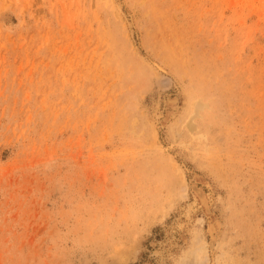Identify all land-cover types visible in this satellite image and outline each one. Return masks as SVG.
<instances>
[{
    "label": "rangeland",
    "instance_id": "rangeland-1",
    "mask_svg": "<svg viewBox=\"0 0 264 264\" xmlns=\"http://www.w3.org/2000/svg\"><path fill=\"white\" fill-rule=\"evenodd\" d=\"M0 264H264V0H0Z\"/></svg>",
    "mask_w": 264,
    "mask_h": 264
},
{
    "label": "bare ground",
    "instance_id": "bare-ground-1",
    "mask_svg": "<svg viewBox=\"0 0 264 264\" xmlns=\"http://www.w3.org/2000/svg\"><path fill=\"white\" fill-rule=\"evenodd\" d=\"M198 110V109H197ZM195 111V110H194ZM192 120V119H191ZM189 122H190V120H189ZM189 122H187V123H189ZM190 124V123H189ZM189 126V125H188ZM194 126V125H193ZM190 127V126H189Z\"/></svg>",
    "mask_w": 264,
    "mask_h": 264
}]
</instances>
